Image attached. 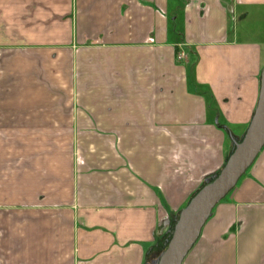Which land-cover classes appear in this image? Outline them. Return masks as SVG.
Masks as SVG:
<instances>
[{
	"label": "crops",
	"instance_id": "crops-1",
	"mask_svg": "<svg viewBox=\"0 0 264 264\" xmlns=\"http://www.w3.org/2000/svg\"><path fill=\"white\" fill-rule=\"evenodd\" d=\"M253 11L264 0H0V264H152L254 117ZM183 264H264V148Z\"/></svg>",
	"mask_w": 264,
	"mask_h": 264
},
{
	"label": "water",
	"instance_id": "water-1",
	"mask_svg": "<svg viewBox=\"0 0 264 264\" xmlns=\"http://www.w3.org/2000/svg\"><path fill=\"white\" fill-rule=\"evenodd\" d=\"M264 148V68L259 101L249 128L215 179L181 210L173 235L157 264H183L215 207L237 186Z\"/></svg>",
	"mask_w": 264,
	"mask_h": 264
},
{
	"label": "rangeland",
	"instance_id": "rangeland-1",
	"mask_svg": "<svg viewBox=\"0 0 264 264\" xmlns=\"http://www.w3.org/2000/svg\"><path fill=\"white\" fill-rule=\"evenodd\" d=\"M238 30L243 40L264 42V11L250 12L247 19L238 22ZM6 175V174H5ZM14 212V206L7 200H0V218L9 217ZM1 228H9V224L3 223Z\"/></svg>",
	"mask_w": 264,
	"mask_h": 264
},
{
	"label": "trees",
	"instance_id": "trees-1",
	"mask_svg": "<svg viewBox=\"0 0 264 264\" xmlns=\"http://www.w3.org/2000/svg\"><path fill=\"white\" fill-rule=\"evenodd\" d=\"M214 179H215V178H214ZM214 179H212V180H210L209 182H207L206 184H204V185L200 188V190H201L205 185H207L208 183H211ZM198 192H199V190L197 191V193H198ZM197 193H196V194H197ZM196 194H195V195H196ZM195 195H194V196H195ZM194 196H193V197H194ZM177 218H178V217H177ZM176 222H177V221H174V222H173V224H172V226H171L169 232L166 234V236H165V238H164L163 246H162L161 250L159 251V253H158V254H155V256H154V260H153V263H152V264H157L159 258L161 257V255L163 254V252L166 250V248H167V246H168V244H169V241H170L171 238H172V235H173V231H174V227H175V225H176Z\"/></svg>",
	"mask_w": 264,
	"mask_h": 264
},
{
	"label": "built area",
	"instance_id": "built-area-1",
	"mask_svg": "<svg viewBox=\"0 0 264 264\" xmlns=\"http://www.w3.org/2000/svg\"><path fill=\"white\" fill-rule=\"evenodd\" d=\"M180 58H185V53L180 54Z\"/></svg>",
	"mask_w": 264,
	"mask_h": 264
}]
</instances>
